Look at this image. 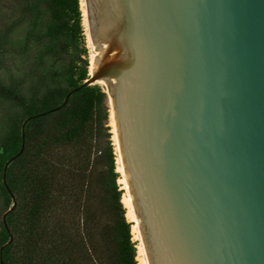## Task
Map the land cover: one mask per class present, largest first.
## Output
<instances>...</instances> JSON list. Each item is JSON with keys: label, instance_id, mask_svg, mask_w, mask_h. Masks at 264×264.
<instances>
[{"label": "water", "instance_id": "95a60500", "mask_svg": "<svg viewBox=\"0 0 264 264\" xmlns=\"http://www.w3.org/2000/svg\"><path fill=\"white\" fill-rule=\"evenodd\" d=\"M84 8L148 264H264V0Z\"/></svg>", "mask_w": 264, "mask_h": 264}, {"label": "trees", "instance_id": "16d2710c", "mask_svg": "<svg viewBox=\"0 0 264 264\" xmlns=\"http://www.w3.org/2000/svg\"><path fill=\"white\" fill-rule=\"evenodd\" d=\"M25 7L33 26L45 27L40 35L30 32L35 41H74L81 33L79 0H26ZM87 77L85 68L69 70L63 83L44 88L41 77L31 78L28 96L22 82L0 84V99L20 107L7 114L0 140V247L11 235L0 264H136L105 93L98 85L82 86ZM29 116L35 117L23 124V149L4 171L5 188L3 164L18 151L21 123ZM8 191L15 204L4 214Z\"/></svg>", "mask_w": 264, "mask_h": 264}, {"label": "rangeland", "instance_id": "374dc122", "mask_svg": "<svg viewBox=\"0 0 264 264\" xmlns=\"http://www.w3.org/2000/svg\"><path fill=\"white\" fill-rule=\"evenodd\" d=\"M25 4L26 0H0V84L9 86L15 81L22 82L24 94L28 96L30 93L28 89L29 83H31L30 80L37 77H41L43 81L42 88H44L63 83L69 76V70L77 74L85 68L87 75L92 56L84 15L81 18V33L74 41L64 40L60 43L46 39L44 42L35 41L33 38L31 39L30 32L40 35L44 32L45 27L40 23L33 26ZM79 6L82 14L83 9L85 12L84 0L82 2L79 0ZM43 20H46V14H43ZM56 46L58 47L57 54H54L52 50L49 51ZM103 104L107 109L106 125L109 128L114 169L116 166L115 171L118 173L117 152L113 139V129L110 124L111 108L106 94ZM13 110L18 111L20 107H12L9 101L0 99V140L7 129V114ZM119 176H121L120 173ZM118 177L116 178V184L118 189L121 190L120 203L124 208L122 202L124 190L119 180L120 177ZM124 216L129 222L125 212ZM129 229L131 241L134 242L135 247L134 260L136 264H139L137 241L134 233H132V228Z\"/></svg>", "mask_w": 264, "mask_h": 264}, {"label": "bare ground", "instance_id": "6f19581e", "mask_svg": "<svg viewBox=\"0 0 264 264\" xmlns=\"http://www.w3.org/2000/svg\"><path fill=\"white\" fill-rule=\"evenodd\" d=\"M82 1L83 0H81V2ZM83 15H84L85 27L87 28L84 9H83ZM90 47H91V56L93 57V54H94L93 46H90ZM92 57H91V64H90V67H89V72H90L91 66H92ZM96 84L99 85L100 87H103V89L106 88V84L103 81H97ZM110 124H111L112 129H113V139H114V142H115V147H116V152H117L116 153L117 154V157H116V159H117L116 160L117 161V171L121 175L119 180H120L122 188L124 190V194H123V197H122V202H123L124 207L126 208V217L128 218V220L130 222H132L131 228H132V231H133L132 233H134L135 240L137 241L138 254H139V264H148L147 258H146V255H145V250H144V247H143V244L141 242L140 235H139V230H138V226H137V220H136V217H135L133 204L131 202V197H130V194H129L127 180H126V177H125V173H124L123 166H122L121 159H120V155H119V150H118L117 139H116V134H115V126H114V122H113L112 111L110 113Z\"/></svg>", "mask_w": 264, "mask_h": 264}]
</instances>
